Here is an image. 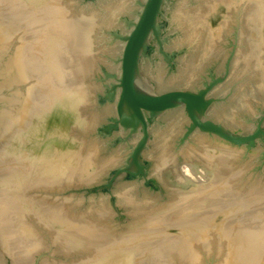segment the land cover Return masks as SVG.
I'll return each instance as SVG.
<instances>
[{"label": "rangeland", "instance_id": "1", "mask_svg": "<svg viewBox=\"0 0 264 264\" xmlns=\"http://www.w3.org/2000/svg\"><path fill=\"white\" fill-rule=\"evenodd\" d=\"M127 3L0 0V82L3 75L9 82L0 85V109L14 110V99L22 96L32 103L38 80L46 96L49 88L41 79H50L54 100L64 92L68 97L67 105L55 107L53 126L49 120L33 153L25 157L27 147L2 150V160H8L0 159V253L8 264H264L263 145L246 150L197 131L178 143L187 125L180 107L173 109L180 117L175 122L169 120L172 109L162 113V125L150 122L140 153L144 177L116 180L111 197L79 192L122 165L138 138L132 134L106 149L104 142L126 133L94 135L113 116V102L98 103V97L113 83L104 72H118L124 31L118 17L129 10ZM158 23L163 54H154V48L151 63L140 59L141 78L152 91L188 90L206 81V70L223 72L204 116L231 132L247 130L250 125L235 122L264 107V0H164ZM80 25L88 30L81 46ZM60 36L65 43L54 47L48 62V39ZM186 153L198 155L192 161L199 173L207 154L220 160L213 165L218 170L213 193L204 191L207 184L194 187L171 170L174 164L179 173L185 170L191 159ZM42 158L41 179L32 171L12 179L13 160L39 165Z\"/></svg>", "mask_w": 264, "mask_h": 264}, {"label": "water", "instance_id": "2", "mask_svg": "<svg viewBox=\"0 0 264 264\" xmlns=\"http://www.w3.org/2000/svg\"><path fill=\"white\" fill-rule=\"evenodd\" d=\"M161 2L162 0H145L137 18L128 23L133 26V30L127 36H120L124 44L118 57L119 70L117 74L104 72L105 77H109L113 83L106 88L104 97H98V103H103V100L113 102L114 116L109 117L107 123L99 125L94 135L101 138L111 135L112 131L126 133L122 139L117 137L112 142H104L106 149L117 145L118 142H124L132 134H137L138 138L132 146H128L129 151L122 165L109 171L100 183L79 190L83 196L97 192H106L110 195V188L116 180L132 181L144 177L145 164L140 160V153L149 137L147 121L152 122L156 116L176 107H182L188 118V124L184 126L178 143L184 142L188 136L197 131L232 146H244L246 150L253 147L256 140L264 144V131L260 125L264 115L256 125H250L249 132L246 134L228 131L204 116L206 109L214 101V98L207 95L212 87L223 79V76L211 78L210 82H202V88H196L194 92L175 89L157 94L146 86V80L142 79L137 71V58L138 54L148 58L146 44L148 34L152 33L156 37L163 31L162 23H155V15L159 12ZM144 112L148 120L144 117ZM0 264H8L2 253H0Z\"/></svg>", "mask_w": 264, "mask_h": 264}, {"label": "bare ground", "instance_id": "3", "mask_svg": "<svg viewBox=\"0 0 264 264\" xmlns=\"http://www.w3.org/2000/svg\"><path fill=\"white\" fill-rule=\"evenodd\" d=\"M53 1H55V0H53ZM50 3V2H49ZM55 4H57L56 2H55ZM54 4V5H55ZM51 5H53V4H51ZM56 12H57V10L56 9H54ZM59 11V10H58ZM61 11V10H60ZM53 12V11H52ZM60 13V12H59ZM58 14V13H57ZM57 14H55V15H57ZM63 16V15H62ZM53 17V16H52ZM57 17V16H56ZM64 18V17H63ZM56 19V18H55ZM61 18H59V20H60ZM57 22V21H56ZM61 22H62V20H61ZM63 22H64V20H63ZM53 23V22H52ZM58 23V22H57ZM56 23V24H57ZM62 24V23H61ZM65 24V23H64ZM17 25H18V23H17ZM61 27V26H60ZM59 27V28H60ZM62 27H64L65 28V26L63 25ZM80 29L78 30V32L76 33V34H78V36H79V45L81 46L82 44H83V41L81 40V42H80V36L84 33H88V30H85V28H83V26H81L80 25ZM49 28V27H48ZM47 28V29H48ZM54 28V27H53ZM63 29V28H62ZM78 28H76V30H77ZM52 30V29H51ZM64 30V29H63ZM67 30V29H66ZM15 31V30H14ZM49 31H50V29H49ZM54 31H56V29L54 30ZM65 31V30H64ZM48 32V31H47ZM53 33V32H52ZM55 33V32H54ZM57 33H58V30H57ZM67 33H70V31L69 32H67ZM75 33V32H74ZM62 34H64V32H62ZM59 35V34H58ZM65 35V34H64ZM66 35H68V36H70L69 34H66ZM49 36V35H48ZM47 36V37H48ZM34 38V37H33ZM87 38V37H86ZM49 41H50V43H49V41H48V43L46 44L47 45V47H46V50H47V52H49V53H47V59H48V62L51 60V58H52V56H55L54 55V53L52 54L51 53V51H53L54 50V47L56 46H58L59 48H60V46L59 45H61L62 46V44H64L65 43V40H66V38H65V36H60L59 38H57L56 40H55V38H54V41H53V39H52V37L51 38H49L48 39ZM1 42V41H0ZM30 42V41H29ZM47 42V41H46ZM45 42V43H46ZM87 42H88V40H87ZM34 44V43H33ZM78 43H76V45H77ZM34 48V47H33ZM57 49L58 48H56L55 50H56V52H57ZM61 49H63V48H61ZM85 50V49H84ZM45 51V50H44ZM60 51V50H59ZM58 51V52H59ZM63 51V50H62ZM64 52V51H63ZM60 53H61V51H60ZM64 56V55H63ZM44 57V56H43ZM49 57H50V59H49ZM46 58V57H45ZM63 59V58H62ZM59 60H61L60 58H59ZM64 62V61H63ZM63 62H58V64H60V65H62V63ZM33 64V63H32ZM46 65V64H45ZM59 65V66H60ZM41 67V66H40ZM32 70V69H31ZM33 71H34V69H33ZM33 73V72H32ZM34 73H35V71H34ZM34 73H33V75H34ZM36 74V73H35ZM42 76V75H41ZM33 77V76H32ZM44 77H45V75H44ZM49 77V76H48ZM22 78V77H21ZM41 78H43V77H41ZM10 79H12V77L10 78ZM20 79V71H19V73H17V75H16V80L18 81ZM78 79H79V77H78ZM14 80V79H13ZM35 78H34V82H35ZM38 80V79H37ZM45 80V81H44ZM44 80H42L41 79V81L46 85V87H48L49 88V92L46 94V96H45V94H44V90L43 91H41V87H39L38 86V84L40 83L39 81L40 80H38L37 81V83H35V84H37V85H35L34 86V89L32 90V92L30 93V94H32L33 93V96H32V100H33V102L32 103H30V101H29V99L28 100H26L25 102H24V97L22 96V98H20V99H14V105H15V107H14V110H10V111H8V110H3V109H0V159H1V161H3V160H5L4 158H3V160H2V157H3V155H2V150H4V148L6 147V148H9V147H11V146H14L15 147V151H17V152H20L22 149H24V147H27V150L23 153L24 154V156L25 157H28L29 155H28V152L30 153V152H32L33 150V147L34 146H36V147H38L37 145H41L42 143L38 140V137H41V135L45 132V126L47 127V126H50V122H51V119H53L54 117L53 116H55L56 117V115L54 114V111H55V107H62L63 105H67L66 103H67V100L66 99H68V97H67V94H66V92H64L65 94L64 95H62L60 98V100L56 97V99H58V100H54V98L52 97L53 95H52V93H53V91H54V89L53 88H51V81H50V79L48 78V79H44ZM55 80V79H54ZM65 81H66V83H65ZM1 84L0 85H5V86H7L6 84L7 83H9L8 82V80H7V77L5 76V75H3V79H2V81L0 82ZM63 84L66 86L67 85V80L65 79V80H63ZM64 86V87H65ZM1 87V86H0ZM53 90V91H52ZM61 92V91H60ZM82 93V92H81ZM263 93H264V91H263ZM77 93H75V95H76ZM78 94H80V93H78ZM76 97V96H75ZM81 97V96H80ZM53 100V101H52ZM29 103H28V102ZM24 102V103H23ZM62 103V104H61ZM64 107V106H63ZM56 108V109H57ZM12 109V108H11ZM59 116V115H58ZM60 119H61V116H60ZM49 120H50V122H49ZM61 121V120H60ZM52 123V126H53V122H51ZM58 126H64V124H63V122H58ZM52 134V131H50V130H47V136H46V138H50V135ZM31 136V138L29 139V137ZM12 140V141H11ZM50 142V141H49ZM48 142V143H49ZM29 148V149H28ZM22 152V151H21ZM49 152V151H48ZM33 153V152H32ZM22 155V154H21ZM36 155V154H35ZM50 155V154H49ZM208 155V157H204L203 158V168H201L202 169V173H199L197 170H196V167L194 166V163H193V158H195V157H198V155L196 156V155H194V153H192V154H190L189 155V153L187 154H185V156H187L188 158H191V159H189L188 161V163H186V164H184L185 166H186V168H185V170L183 171H180V173H179V170L177 171V167L175 166V164L172 166V169L171 170H173L174 172H175V174L177 175V176H182V179L183 180H185V182L186 183H188V182H190V185H192V186H194V187H196V186H198V185H205V184H207L206 185V190L204 189V191H207V193H208V191L209 192H211L212 191V193H213V190L215 189V188H212L213 187V183H214V179L213 178H215V176H216V174L218 175V170H216V169H214L213 168V165L215 164V162L217 163V162H219L220 160H218V161H215L214 159H210V158H212L211 157V154H207ZM15 156V155H14ZM45 156V155H44ZM19 157H20V155H19ZM19 157H18V159H19ZM39 157V156H38ZM9 159H11L10 157H8ZM17 159V158H16ZM22 159V158H21ZM38 159V158H37ZM6 160H8V159H6ZM5 160V161H6ZM5 161H3V163L5 162ZM10 161V160H9ZM31 161V160H30ZM44 161V159L42 158V159H40L39 161H38V163L39 162H43ZM35 162H36V160H35ZM6 163V162H5ZM220 163V162H219ZM201 164V163H200ZM4 165V164H3ZM11 165L13 166V170H14V172H13V175H12V179H15V178H19V177H21V176H25L24 174H28V173H30V171H32L31 172V176L34 178H38V179H41V177H38V175L41 173V171L43 170V171H46V169H41V166L43 165H41L40 166V163H39V165L37 164V163H35V164H31V165H26V163H23V161L22 160H13V162L11 163ZM44 165H45V163H44ZM184 166V167H185ZM22 167H27L29 170L28 171H24L23 169H27V168H22ZM43 167V166H42ZM50 167H52V165L50 166ZM4 168H6V166L4 167ZM3 168V169H4ZM22 168V169H21ZM45 168H47V167H45ZM48 168H49V166H48ZM21 169V170H20ZM0 170H2V168L0 169ZM6 170L4 169L3 170V172H5ZM42 171V172H43ZM2 172V171H1ZM26 172V173H25ZM22 173V174H21ZM39 173V174H38ZM44 174L46 173V172H43ZM170 173H172V172H170ZM199 173V175H197ZM216 173V174H215ZM38 174V175H37ZM174 174V173H173ZM30 175H28V176H30ZM5 179V178H4ZM45 180V179H44ZM47 180V179H46ZM46 183L48 182V181H45ZM207 182V183H206ZM45 183V184H46ZM218 183V182H217ZM216 190H217V187H216ZM203 192V191H202ZM215 192V191H214ZM194 193V192H193ZM192 193V194H193ZM204 193H206V192H204Z\"/></svg>", "mask_w": 264, "mask_h": 264}, {"label": "flooded vegetation", "instance_id": "4", "mask_svg": "<svg viewBox=\"0 0 264 264\" xmlns=\"http://www.w3.org/2000/svg\"><path fill=\"white\" fill-rule=\"evenodd\" d=\"M163 1L164 0H162V2H161V4H160V7H159V12L158 13H156V15H155V23H158V21H159V18H160V11H161V8H162V4H163ZM127 9H129V10H126V11H123V14L124 15H120L119 17H118V20L121 22V25H119V27L121 28H124V31H123V33H122V35L121 36H127V35H129L130 33H131V31L133 30V26H131V25H128V23H130V22H132V21H134L136 18H137V14H139L140 13V11H141V9H142V4H144V2H145V0H127ZM134 8V10H132ZM131 9V10H130ZM129 17H132V21H129V20H127L126 18H129ZM127 24V25H126ZM114 29V28H113ZM111 32H115L114 30H111ZM115 35V34H114ZM152 40V41H151ZM148 42V43H147ZM162 43H163V39H162V36H161V34H159L158 36H156V37H154V35L152 34V33H149L148 34V36L146 37V44H147V46H148V54L149 55H151L152 54V49H156V51H155V53L154 54H156V53H159L160 55H162L163 54V51H162V48H161V46H162ZM123 44H124V42L123 41H121V47H120V52H119V55H118V57L120 56V54H121V52H122V49H123ZM148 55V58L147 57H144V56H141V55H139L138 54V58H137V65L139 64V62H140V59H142V60H146L147 62H152V60L153 59H151V57ZM143 62V61H142ZM226 67H227V70H228V66L225 64L224 65V68H223V71H225V69H226ZM119 70V69H118ZM117 70V71H118ZM206 73H207V76L205 77V80H206V82H210L211 81V78H213V79H216V78H219V77H221V75H222V73H219V74H215L214 72H212V73H209V71H207L206 70ZM144 80H146V79H144ZM147 82V81H146ZM146 86L148 87V88H150V90L152 89L151 88V86H150V84H149V82H147L146 83ZM198 88H202V84H200L199 85V87ZM214 88V87H213ZM167 90H175V89H164V90H154L153 92H155V93H160V92H162V91H167ZM183 90V89H182ZM152 91V90H151ZM188 91H195V89H188ZM213 95H212V89L210 90V92L208 93V95H207V97H212ZM211 105V104H210ZM209 105V106H210ZM208 106V107H209ZM211 107V106H210ZM180 108H182V107H180ZM173 110V109H172ZM207 110V109H206ZM172 115L171 116H169V118L171 117V119H169V118H167V119H165V122L166 121H168V119L169 120H172L173 122H175V120L176 119H178V118H180L179 117V112H177V111H172V113H171ZM182 114H183V116L185 117V119H186V124H188V118L186 117V115L184 114V111H183V109H182ZM112 115L114 116V106H113V113H112ZM163 115L164 114H161V115H159V116H156V118H155V120L154 121H152L153 123H154V125H162V122H164L163 120H164V117H163ZM262 115H264V107H262V108H260L259 110H257V112H256V114L253 116V117H251L250 119H247V120H249V121H247V120H245V121H240V122H238V123H236L235 122V125H256V123H257V121L261 118V116ZM144 117L146 118V120H148V116H147V114H146V112H144ZM209 120H211L212 121V119L211 118H208ZM212 122H214V121H212ZM247 122V123H246ZM215 123V122H214ZM147 124L149 125L150 124V120H148L147 121ZM260 125H261V128H262V130L264 131V118H263V121L260 123ZM249 129H250V127H248L247 128V130H245V131H242L240 134H246V133H248L249 132ZM235 133H237V132H235ZM256 142L257 143H261L262 145H263V147H264V144L261 142V141H259V140H256ZM256 142H255V144H256ZM264 142V141H263ZM254 144V145H255Z\"/></svg>", "mask_w": 264, "mask_h": 264}]
</instances>
